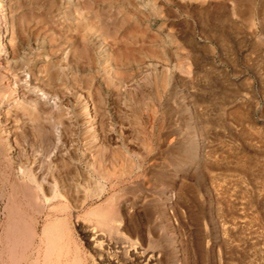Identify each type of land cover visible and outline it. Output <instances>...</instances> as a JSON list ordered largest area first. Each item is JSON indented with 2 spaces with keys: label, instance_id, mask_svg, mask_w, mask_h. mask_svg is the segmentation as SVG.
<instances>
[{
  "label": "rangeland",
  "instance_id": "1",
  "mask_svg": "<svg viewBox=\"0 0 264 264\" xmlns=\"http://www.w3.org/2000/svg\"><path fill=\"white\" fill-rule=\"evenodd\" d=\"M256 1L227 0L217 24L199 0H0V236L16 182L40 228L58 192L81 264H264V36L239 13ZM195 117L208 129L190 165ZM108 195L129 241L84 217ZM38 244L26 262L42 264Z\"/></svg>",
  "mask_w": 264,
  "mask_h": 264
},
{
  "label": "bare ground",
  "instance_id": "2",
  "mask_svg": "<svg viewBox=\"0 0 264 264\" xmlns=\"http://www.w3.org/2000/svg\"><path fill=\"white\" fill-rule=\"evenodd\" d=\"M203 3H206L208 6V9H211L214 13L215 12H218L220 10H222L223 8H225L224 4L223 3H226L227 0H199ZM229 1V0H228ZM243 0H239L238 2V6L241 4ZM248 0H246L247 2ZM180 4V3H178ZM241 12V22L244 23V27L246 28L247 31H250L252 32L253 34H255L256 32H259L260 34L262 33V35L264 36V0H257L256 3H254L253 6L251 5H247L244 10L242 11H239V13ZM203 14V13H202ZM206 15H210V13H206ZM212 23H217V24H222V22H220V17L217 16V14L215 13V15H212ZM34 28V27H33ZM238 30V29H237ZM1 37V36H0ZM257 37V36H256ZM259 38V37H258ZM256 39L257 41H255L252 45V52H254L256 49L260 48L262 44L264 43H261L260 41L258 42L259 39ZM261 39V38H260ZM95 41L98 43V46L100 48L101 47V42L98 40V39H95ZM33 43V42H32ZM2 44V43H1ZM263 46V45H262ZM2 46H0L1 48ZM104 48V47H103ZM126 49V47H125ZM104 50V49H103ZM264 52V51H262ZM123 56V55H122ZM102 57V56H101ZM261 59V58H260ZM16 61V60H15ZM102 66L105 64V60L104 59H101L100 60ZM257 62V61H256ZM5 63V62H4ZM3 63V64H4ZM258 64V63H257ZM118 65V64H117ZM116 65V66H117ZM1 68V66H0ZM36 68V66H35ZM257 68V67H256ZM259 69V68H258ZM257 70V69H256ZM258 71V70H257ZM254 72V70H253ZM1 74V73H0ZM54 74V73H53ZM34 75L37 77V79L39 78L40 80H45V79H41V78H46L48 76L51 77V70H44L41 68V70H36ZM255 75V74H254ZM187 79V78H186ZM189 80V79H188ZM192 80V79H191ZM165 85V84H164ZM3 86V85H2ZM193 94V93H192ZM194 96V95H192ZM172 103V102H171ZM188 108V107H187ZM197 109V108H196ZM87 110V109H86ZM198 110V109H197ZM237 110V109H236ZM199 112V111H198ZM210 112V111H209ZM237 112V111H236ZM235 112V113H236ZM87 114V113H86ZM196 114V113H195ZM197 115V114H196ZM205 116V115H204ZM240 116V115H239ZM238 116V117H239ZM82 117V116H81ZM237 117V116H236ZM242 117V116H241ZM241 117H239V119H241ZM200 118V117H199ZM199 118L198 117H195V120H197V123L193 129V136L194 138L197 137L199 139H197L193 146H192V157L190 158L189 161H186L187 164H194L196 163L198 160H199V157L200 155L197 153V149H198V145L200 144V142H203L205 141V136H206V131L208 129L207 125L204 126L201 124V122L199 121ZM79 119V118H78ZM202 119V118H201ZM207 119V118H206ZM70 120V119H69ZM207 121V120H206ZM71 122V121H70ZM74 122V121H73ZM218 122V120H217ZM72 123V122H71ZM203 123V122H202ZM219 123V122H218ZM227 123V122H226ZM39 124V123H38ZM40 125V124H39ZM223 125V123H222ZM230 125V124H229ZM226 128L229 127L227 125H225ZM232 127V126H231ZM41 130H43L42 128H39ZM92 129V128H91ZM47 130V129H46ZM88 130H90V125H88ZM87 131V130H86ZM43 132V131H42ZM46 134V133H45ZM153 134V133H152ZM146 139V138H145ZM1 140H3L1 138ZM4 148H5V151L8 153V154H11L12 153V148L10 147L11 145H9V143L6 142V139H4ZM96 141V140H95ZM44 142V141H43ZM2 143V142H1ZM0 143V144H1ZM147 143V142H146ZM92 144V143H91ZM203 144V143H202ZM1 146V145H0ZM87 146V145H86ZM205 146V145H204ZM2 147V146H1ZM95 147V146H94ZM146 148V147H145ZM1 149V148H0ZM95 149V148H94ZM2 152H3V149H1ZM147 150V149H146ZM252 151V150H251ZM1 152V153H2ZM101 153V152H100ZM151 153V152H150ZM3 154V153H2ZM2 154L1 157H2ZM251 154V153H250ZM12 155V154H11ZM145 155V154H144ZM205 155V154H204ZM226 156V155H225ZM12 157V156H11ZM105 157V156H104ZM119 157V156H118ZM146 157V156H144ZM3 158V157H2ZM14 158V157H13ZM101 158V157H100ZM219 158V157H218ZM5 159V158H4ZM4 159H0V160H3ZM127 160V158H125ZM124 161V159H122ZM125 160V161H126ZM223 160V159H222ZM109 161V160H108ZM1 162V161H0ZM6 162V161H5ZM231 162V161H230ZM243 162V161H242ZM242 162H239L238 164V167L240 168H245L244 163ZM184 163V165L186 164ZM215 163V162H214ZM3 164V167H4V163H1ZM115 164V163H113ZM112 164V165H113ZM121 164V163H120ZM123 165H120L121 167L120 170H119V173L117 174L118 170H115L116 168L113 169V173L116 172L115 176H117L116 178L118 179L117 182L114 183L115 184H112V186H119L118 184H120V180H122V177L125 175H128L130 174V171L132 168L130 169H127V167L125 168V164L122 163ZM127 164V163H126ZM131 164V163H130ZM199 164V163H197ZM201 164V163H200ZM203 164V163H202ZM247 164V163H246ZM183 165V167H184ZM220 165V164H219ZM124 166V168H123ZM217 166V165H216ZM2 167V166H1ZM2 167V168H3ZM9 167V166H7ZM94 167V166H93ZM259 167V166H258ZM1 168V169H2ZM21 168V167H19ZM228 168V166H227ZM264 168V167H263ZM14 169V168H13ZM12 169V170H13ZM124 169V170H122ZM146 169V168H145ZM246 169V168H245ZM248 169V168H247ZM258 169V168H257ZM3 170V169H2ZM10 170V169H9ZM115 170V171H114ZM122 170V171H121ZM137 170V169H136ZM140 170V169H139ZM142 170V169H141ZM244 170V169H243ZM249 170V169H248ZM24 171V170H23ZM5 172V171H4ZM98 174L108 180H109L113 177L114 174H112V171L111 172H108L107 170H104V169H98L97 170ZM244 172V171H243ZM2 173V172H1ZM142 173V172H141ZM145 173V172H143ZM250 173V172H249ZM19 174V173H18ZM22 175L21 176H24L23 174L24 173H21ZM9 175V174H8ZM11 175V174H10ZM17 175V174H16ZM20 175V174H19ZM97 175V174H96ZM133 175V174H132ZM143 175V178L146 177V174L144 176V174H138V176L141 178ZM252 175V173H251ZM3 176H4V173H3ZM114 176V177H115ZM137 174H136V177L138 178ZM212 176V175H211ZM256 176V174H255ZM255 176H253L254 178H256ZM5 177H8V176H5ZM4 177V183L6 182L5 180H7L6 178ZM17 177V176H16ZM20 177V176H19ZM27 177V176H26ZM100 177V178H101ZM129 177V175H128ZM133 177V176H131ZM135 177V176H134ZM248 176H246L247 178ZM21 178V177H20ZM115 178V179H116ZM209 178H210V175H209ZM212 178V177H211ZM23 179V178H22ZM21 179V180H22ZM114 179V178H112ZM114 179V180H115ZM214 179V178H213ZM216 179V178H215ZM251 179V178H250ZM24 180V179H23ZM22 180V181H23ZM28 180V179H27ZM26 180V182H27ZM259 180V179H258ZM111 181V180H110ZM113 181V180H112ZM125 181V180H123ZM123 181H121V183H124ZM216 181V180H215ZM214 181V182H215ZM217 181H218V178H217ZM230 181V180H229ZM254 181V180H253ZM256 181V180H255ZM11 182V180H10ZM13 182V181H12ZM19 182V181H17ZM213 182V183H214ZM23 183V182H22ZM113 183V182H111ZM132 183V182H131ZM135 183V182H134ZM239 183V182H238ZM26 184V183H25ZM125 184V183H124ZM133 184V183H132ZM131 184V186H132ZM181 184V183H180ZM179 184V185H180ZM211 184V183H210ZM209 184V185H210ZM227 184V183H226ZM230 184V183H229ZM258 184V183H256ZM10 190H11V193H9V200H8V205L6 206L5 208V211H6V218H5V222L3 223L2 227V234H1V244H3V251L1 249V253H3L4 255V258H3V261L2 263L3 264H27L29 263V261L31 262V260H29L28 262L27 259H24L25 256L27 255L26 252L27 250H29L30 248V245L32 244V242L34 240H38L39 241V244H40V247H39V251H40V254H41V257L42 258V264H81L82 260H80L79 258V255H78V252H77V245H75L73 243V240L72 239V236L73 234L70 233V228L68 226V222L65 217H60L57 215V213H64L63 212V209L64 207L62 208V206L60 204V201L59 203L56 204V200H57V193H51L50 194V197H44L41 201L45 203V206L47 207L45 210H46V213L45 211L42 212L40 210V212L42 213V216H43V224L41 226V228L39 227V220H37L34 225L33 223L31 222V217L28 216V214L25 212V209L22 207V203H20L18 200H17V197H18V194L22 193V199H24V202L25 204L27 205L28 208L30 209H33L35 208V206L37 205L36 203V200L39 198V196H37L36 192H34L35 190H33L34 193H32V189L31 190H26L28 188H25V191L21 189V184L20 183H16V182H13L12 184H10ZM111 185V184H110ZM218 185V183H217ZM222 185V184H221ZM24 186V185H23ZM113 186V187H114ZM130 186V187H131ZM181 186V185H180ZM178 186V187H180ZM183 186V185H182ZM29 187V186H28ZM125 187V185H124ZM133 187V186H132ZM131 187V189H132ZM173 187V186H172ZM222 187V186H221ZM244 187V186H243ZM256 187V186H254ZM260 188V186H258ZM23 188V187H22ZM23 188V189H24ZM118 188V187H117ZM120 188V187H119ZM127 188V186L125 187ZM124 188V189H125ZM182 188V187H181ZM214 188V186H213ZM235 188V187H234ZM34 189V188H33ZM111 189H114V188H111ZM217 189V188H216ZM226 189V188H225ZM119 190V189H118ZM224 190V189H223ZM57 191V190H56ZM117 191V190H116ZM121 191V190H120ZM126 191V190H125ZM135 191V190H134ZM175 191V190H174ZM191 191V190H190ZM216 191V190H215ZM39 192V191H38ZM52 192V190H51ZM124 192V191H123ZM133 192V191H132ZM171 192H173L172 188H171ZM176 192V191H175ZM264 192V191H263ZM117 193V192H116ZM114 196H119L118 194H116ZM131 193V192H130ZM167 193V192H166ZM182 193V192H181ZM222 194V192H220ZM262 193V192H261ZM44 194V193H43ZM220 194V195H221ZM225 194V193H224ZM230 194V193H229ZM253 194V193H252ZM52 195V196H51ZM109 196L108 199L104 202L106 203L105 206L103 205L101 208H100V205L99 207H95V208H91L89 209L88 211L85 212L84 214V217L86 218V220L88 219V221H92L93 222V225H94V230L92 231V234L94 237L96 238H99L104 236L105 235L108 237H112L113 235L117 236L118 238L116 239H120V240H126V241H129L127 240L128 238L125 236V234L122 232V226H121V220L119 218V211L117 210V208H113L112 205L115 203L113 200H114V196ZM172 195V194H171ZM217 195V194H216ZM218 195V196H220ZM231 195V194H230ZM247 196V194H245ZM124 196V195H123ZM170 196V195H169ZM184 196V195H182ZM217 196V197H218ZM256 196V195H255ZM262 196V195H261ZM61 196H59L58 198H60ZM94 197V196H93ZM201 197V196H199ZM215 197V195H214ZM245 197V196H244ZM63 198V197H62ZM144 198V197H143ZM165 198V197H164ZM19 199V198H18ZM64 199V198H63ZM194 199V198H193ZM213 199V198H212ZM123 200V199H122ZM122 200H119L120 204L123 203ZM171 200V199H170ZM222 200V199H220ZM22 201V200H21ZM124 201V200H123ZM215 201V200H214ZM247 201V200H246ZM254 201V199H253ZM23 202V203H24ZM39 202V201H38ZM63 202V201H62ZM119 202H116L119 203ZM217 202V201H216ZM219 202V201H218ZM228 202V201H227ZM226 202V203H227ZM36 203V205H35ZM113 203V204H112ZM150 203V202H148ZM162 203V202H161ZM193 203V202H192ZM246 203V202H245ZM251 203V202H250ZM255 203V202H254ZM253 203V204H254ZM119 204V205H120ZM129 204V203H128ZM151 204V203H150ZM219 204V203H218ZM249 204V203H248ZM127 205V204H126ZM125 205V206H126ZM132 205V204H131ZM149 205V204H146V206ZM122 206V204H121ZM129 206V205H128ZM38 207V205H37ZM94 207V206H93ZM124 207V206H122ZM133 207V206H131ZM218 207V206H217ZM233 207V206H232ZM26 208V207H25ZM119 208V206H118ZM125 210H126V207H124ZM123 208V209H124ZM214 208V206H213ZM225 208V207H223ZM229 208V207H228ZM40 209V208H39ZM189 209V208H188ZM48 210V212H47ZM67 210V209H66ZM224 210V209H223ZM39 211V210H38ZM65 211V210H64ZM225 211V210H224ZM229 211V210H228ZM227 211V212H228ZM233 211V210H232ZM235 211V209H234ZM39 212V213H40ZM37 213V211H36ZM38 213V214H39ZM40 213V214H41ZM73 213V212H72ZM129 213V212H128ZM188 213V212H187ZM232 213V212H231ZM230 213V214H231ZM234 213V212H233ZM65 214V213H64ZM229 214V213H228ZM66 215V214H65ZM127 215V214H126ZM130 215V214H129ZM234 215V214H232ZM74 216V215H73ZM131 216V215H130ZM210 216V215H209ZM83 217V218H84ZM127 217V216H126ZM233 217V216H232ZM237 217V216H236ZM40 218V217H39ZM124 218V217H123ZM69 221V220H68ZM131 223H132V228L134 230H138V226L135 224V221L134 219H130ZM234 224V223H233ZM234 226V225H233ZM40 228V229H39ZM240 228V226H239ZM125 230V229H124ZM228 231V230H227ZM72 235V236H71ZM197 235V234H196ZM103 237V238H104ZM251 237V236H250ZM115 239V240H116ZM120 240H117V241H120ZM95 242V241H94ZM96 243V246L99 247L100 246V243L99 242H95ZM125 243V241H124ZM127 243V242H126ZM129 243V242H128ZM34 244V243H33ZM38 244V245H39ZM196 244V243H195ZM117 245V244H116ZM129 245V244H128ZM135 243H131L129 245V247H134ZM36 248V247H35ZM39 256V252L37 250V253H36V257ZM126 255V254H125ZM2 256V257H3ZM29 258V257H28ZM26 260V261H25ZM37 258H35V261L33 260L30 264H38L37 262ZM81 261V262H80ZM0 262H1V258H0ZM1 264V263H0Z\"/></svg>",
  "mask_w": 264,
  "mask_h": 264
}]
</instances>
